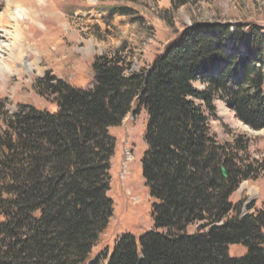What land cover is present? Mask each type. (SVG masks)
I'll use <instances>...</instances> for the list:
<instances>
[{
	"label": "trees",
	"instance_id": "trees-1",
	"mask_svg": "<svg viewBox=\"0 0 264 264\" xmlns=\"http://www.w3.org/2000/svg\"><path fill=\"white\" fill-rule=\"evenodd\" d=\"M186 3L172 0L157 16L173 25V10ZM174 32L136 71L122 43L94 57L90 89L46 72L36 89L54 112L0 106V264H264V204L243 213L244 201L231 200L264 164L247 154L250 138L220 141L210 124L221 103L246 127L264 129V24L194 21ZM140 109L152 228L119 234L91 262L114 209L110 128ZM235 245L244 253L230 255Z\"/></svg>",
	"mask_w": 264,
	"mask_h": 264
},
{
	"label": "rangeland",
	"instance_id": "rangeland-1",
	"mask_svg": "<svg viewBox=\"0 0 264 264\" xmlns=\"http://www.w3.org/2000/svg\"><path fill=\"white\" fill-rule=\"evenodd\" d=\"M124 8L131 10L130 15L122 14ZM158 8H172V0H2L0 43L17 42L13 52L20 54L17 60L8 59V51L0 49L3 112H13L17 104L28 103L54 112L55 104L37 94L36 79L49 72L73 86L90 89L94 57L112 53L121 43L131 50V68L136 71L151 65L155 55L176 37L175 30L194 21L264 24V0H189L173 10V25L157 16ZM134 16L143 17L144 23L133 22ZM226 107L219 103L218 119L210 122L217 139L232 141L236 135L250 138L247 154L264 164V129L246 127ZM146 118V112L140 109L137 115L128 114L119 126L110 128L116 143L109 170V196L114 209L109 225L91 251V262L104 256L119 234L129 231L139 236L152 228L151 199L141 173ZM239 185L231 200L244 201L243 213L250 204L255 208L264 204V173ZM188 230L194 231L195 226ZM228 248L234 256L245 251L240 245ZM98 264H105V260Z\"/></svg>",
	"mask_w": 264,
	"mask_h": 264
},
{
	"label": "bare ground",
	"instance_id": "bare-ground-1",
	"mask_svg": "<svg viewBox=\"0 0 264 264\" xmlns=\"http://www.w3.org/2000/svg\"><path fill=\"white\" fill-rule=\"evenodd\" d=\"M1 1L2 0H0V3H1ZM7 2H10V0H6ZM13 17H15V15H13ZM12 37H14V38H16L17 39V35L16 34H14ZM5 42H1L0 43V49H1V47L2 48H4V49H6L7 51H8V53H9V55L7 56V58L8 59H10L11 57H14V60L16 59H18L19 57V55L20 54H15L13 51H14V48H16L17 47V42H15V41H12V44L11 45H7V44H4ZM8 59H4V60H6V61H8ZM28 63V62H27ZM28 66H31V64L30 63H28Z\"/></svg>",
	"mask_w": 264,
	"mask_h": 264
},
{
	"label": "water",
	"instance_id": "water-1",
	"mask_svg": "<svg viewBox=\"0 0 264 264\" xmlns=\"http://www.w3.org/2000/svg\"><path fill=\"white\" fill-rule=\"evenodd\" d=\"M226 108H228V107H226ZM222 170H223V175L226 176L227 175L226 170L224 168H222Z\"/></svg>",
	"mask_w": 264,
	"mask_h": 264
}]
</instances>
